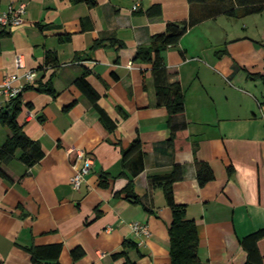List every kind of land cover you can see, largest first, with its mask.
Masks as SVG:
<instances>
[{
  "label": "crops",
  "instance_id": "crops-1",
  "mask_svg": "<svg viewBox=\"0 0 264 264\" xmlns=\"http://www.w3.org/2000/svg\"><path fill=\"white\" fill-rule=\"evenodd\" d=\"M20 3L27 4L23 23L0 29V82L19 74L15 86H33L23 91L31 108L21 117L45 155L28 167L18 154L5 166L8 176L0 175V264H31L26 247L57 242L63 243L64 264H121L124 259L114 254L124 249L137 264H171L172 209L150 179L176 164L185 175L174 184L175 200L197 223L201 264H249L242 242L264 228V10L228 15L216 0H98L94 7L71 0H0V11ZM155 5L161 14L151 16L147 11ZM171 21L193 25L162 53L169 71L180 74L188 123L167 144L169 111L157 103L151 63L136 54ZM48 55L58 67L46 64ZM86 70L100 93L99 107L116 123L113 130L74 84ZM49 79L56 96L36 89ZM8 101L0 95V108ZM9 136L0 123V145ZM136 138L146 156L135 190L148 198L152 212L123 192L128 179L121 174L122 149ZM78 149L92 154L93 165L75 189L72 178L84 163ZM198 161L215 172L204 186ZM133 222L149 226L143 244ZM125 241L136 245L125 247ZM77 247L85 254L74 260ZM257 248L255 260H264V237Z\"/></svg>",
  "mask_w": 264,
  "mask_h": 264
},
{
  "label": "trees",
  "instance_id": "trees-1",
  "mask_svg": "<svg viewBox=\"0 0 264 264\" xmlns=\"http://www.w3.org/2000/svg\"><path fill=\"white\" fill-rule=\"evenodd\" d=\"M74 3L85 2L90 7L98 4V0H71ZM193 2H206L211 0H189ZM219 12L228 15L246 16L250 14L260 13L264 10V0H216ZM236 4H238L236 6ZM147 13L151 16L161 14V7L155 5L151 7ZM193 22H175L171 21L167 24L166 30L151 36L149 47H140L136 54V59L143 62L151 63L152 75L155 84L157 103L160 106L167 107L169 111L168 123L172 131L171 138L167 144H171L175 134L187 127V121L184 119L186 110L185 91L183 89L180 74L171 72L163 58V51L170 46L178 45L182 36L187 32ZM57 58L48 55L46 64L57 66ZM90 74L86 70L83 75L78 77L74 84L87 96L92 105L98 108L100 119L104 125L113 130L116 123L108 116V114L99 107L98 100L100 93L88 80ZM33 87L30 84L25 85L23 91ZM36 89L40 92H46L56 96L57 93L52 84V80L41 81ZM23 91L15 98L10 99L7 104L0 108V123L10 130V136L7 141L0 145V175L7 177L5 170L12 160L18 154L19 159L28 167H33L39 163L45 155V151L38 140L31 138L24 129L22 121V113L25 108H31L30 103H24ZM76 101L72 102L66 109L71 108ZM146 151L144 144L140 138L134 139L127 148L122 149V175L127 177L128 183L123 189L127 199L152 212L150 202L146 196H140L135 190V177H137L145 168ZM197 178L201 186L206 185L215 179V172L212 166L205 161L197 162ZM229 172L233 170V166L228 168ZM185 170L182 165L176 164L173 171L168 174L156 175L150 179L151 189L162 187L166 201L172 209V221L169 225V235L171 242V264H201L198 253L200 236L195 220L187 217L186 206L178 204L175 200L174 184L184 178ZM107 182L108 174H103ZM264 237V228L247 236L243 240V245L249 252V264H264V260L256 261L254 252L258 250L257 243ZM251 244L253 246H251ZM135 246L136 243L125 241L124 246ZM31 255V264H64L61 261L63 251V243L39 244L26 247ZM74 260L84 256L85 251L81 247L74 248L71 251ZM115 259L123 258L121 264H137L132 262L124 249L114 254Z\"/></svg>",
  "mask_w": 264,
  "mask_h": 264
},
{
  "label": "built area",
  "instance_id": "built-area-1",
  "mask_svg": "<svg viewBox=\"0 0 264 264\" xmlns=\"http://www.w3.org/2000/svg\"><path fill=\"white\" fill-rule=\"evenodd\" d=\"M139 7V2L134 5V9ZM27 4L20 3L18 5L12 4L7 10L0 11V29L6 30L7 28H12L14 26H19L23 23V15L26 13ZM18 67L22 66V59L18 57L16 60ZM25 77L29 82L34 81V75L32 71H27ZM20 78L19 74H8L5 76L2 82H0V95L6 97L8 100L17 97L24 89L25 85L15 86L14 82ZM261 114L264 118V107L261 106ZM73 149H69V153ZM79 159L83 158L84 163L76 168V172L72 178V184L75 189H80L82 185L87 180V175L93 165V156L91 153H87L83 149H78ZM132 230L135 232L139 238V244L145 242L144 236L150 235L149 226L141 222L131 223Z\"/></svg>",
  "mask_w": 264,
  "mask_h": 264
}]
</instances>
